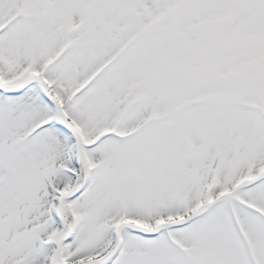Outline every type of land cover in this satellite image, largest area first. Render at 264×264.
<instances>
[{
  "label": "snow or ice",
  "instance_id": "6c2138e0",
  "mask_svg": "<svg viewBox=\"0 0 264 264\" xmlns=\"http://www.w3.org/2000/svg\"><path fill=\"white\" fill-rule=\"evenodd\" d=\"M0 264H264V0H0Z\"/></svg>",
  "mask_w": 264,
  "mask_h": 264
}]
</instances>
